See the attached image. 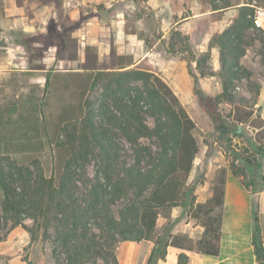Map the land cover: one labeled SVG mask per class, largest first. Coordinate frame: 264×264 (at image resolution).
<instances>
[{
    "label": "trees",
    "instance_id": "1",
    "mask_svg": "<svg viewBox=\"0 0 264 264\" xmlns=\"http://www.w3.org/2000/svg\"><path fill=\"white\" fill-rule=\"evenodd\" d=\"M209 2L215 12L230 5L216 0ZM209 10L207 5L203 8V12ZM255 13V7L241 5L233 23L211 37L208 50L197 60L201 76L214 75L207 62L212 49L219 48L222 97L229 101L234 99L236 84L250 79L253 74L241 59L255 41L251 30L258 29ZM56 35L54 33L53 37ZM70 56L76 58L77 55ZM111 56V66L99 67L97 53L92 47L87 49L86 60L81 65L95 77L94 87L99 80L104 81L105 98L97 109L86 99L79 125L73 130L67 126L62 128L67 138L59 144L69 149L70 158L58 180L43 172L36 173L9 155H0L3 218L14 225H22L27 218L33 219L32 236L36 238L42 231L43 236L49 238L55 264H119L115 251L121 241L155 240L147 264L165 261L170 245L218 255L224 173L220 184L213 186L214 194L208 202V214L218 208V216L208 217L201 239L172 234L167 238L156 237L160 210L181 200L187 186L186 177L199 152L194 135L196 122L173 88L155 70L129 67L132 57L125 59L124 55L116 54L115 49ZM259 91L258 84L257 96ZM200 105L212 114L219 128L226 129L221 122L219 102L207 108L201 99ZM147 115L154 118L153 127L148 124ZM119 132L132 145L134 165L121 161L127 149L116 139ZM144 137L155 138L158 149L153 151L150 146L143 145L141 139ZM260 151L264 153V148ZM92 157L99 160V171L89 178L86 164ZM145 159L147 164L141 165ZM229 168L253 195V247L257 264H264V240L258 222V194L264 188V176L259 175L261 183L255 186L254 180L245 179L246 172L234 165ZM120 204H124L123 208L116 210ZM190 260L191 257L182 252L175 264H189Z\"/></svg>",
    "mask_w": 264,
    "mask_h": 264
},
{
    "label": "rangeland",
    "instance_id": "2",
    "mask_svg": "<svg viewBox=\"0 0 264 264\" xmlns=\"http://www.w3.org/2000/svg\"><path fill=\"white\" fill-rule=\"evenodd\" d=\"M93 1H123L127 31L136 32L138 39L137 43L127 40L116 54L124 55L125 59L133 57L135 64L133 63L131 67L150 68L161 74L162 69L167 66L168 58L176 56L185 63L187 72L190 73L193 86L186 89L183 85L178 96L196 122L194 135L200 149L194 166L186 177L187 186L181 200L174 206L160 210L159 228L155 234L156 237L163 238H167L169 234L188 236L182 230L177 234H174L173 230L183 228L187 223L191 226L197 224L204 226L209 216L214 218L218 216V208L210 214L207 212L210 211L208 203L210 198L205 203H200L201 207L197 206L198 189H203L200 188L201 184L208 183L204 189L209 192L212 185L220 184L221 175L230 165L246 172L245 179L254 180L255 186L261 183L258 156L263 153L260 149L264 148V128L260 119L256 86L264 76V23L263 27L257 26L258 29L251 28L255 41L253 45L247 47L241 62L253 74L250 79H244L236 84L233 90L234 99L229 101L222 97L219 48L212 49L207 62L214 75L201 76L197 69V60L208 50L211 37L233 23L241 5L249 4L255 7V10L264 9V0H216L221 4L229 2L230 5L213 14L203 12L206 5L212 11L209 2L212 0ZM147 1H160L164 8H152ZM164 1H170V8L165 7ZM101 7L106 9L104 4ZM177 9L183 18L187 17L183 22V30L173 29L169 33L167 38L169 46L166 39L158 42L156 48L159 52L167 49L164 57L152 59L145 56V48L161 37L167 24H173L179 18ZM129 46H134L137 54L130 55ZM27 57L24 61H30L31 65L33 60L35 62L38 59L42 60L43 54L38 57V53L29 47ZM112 62V56L107 57L101 60L99 67H109ZM74 65L76 64L69 66ZM56 69L52 66L43 73L44 84L41 87L28 84L24 74L34 72L13 71L11 74L13 84L4 88L7 90L3 94L5 102L0 105V155H9L36 173L43 172L58 180L65 162L70 158L69 149L59 144L67 138L62 128L67 126L73 130L75 125H79L85 113L82 104L86 99H89L93 103V108L97 109L105 98L103 97L105 86L103 80H99L95 87L93 86L95 77L91 71L57 72ZM201 99L207 108H213V103L219 102L221 122L225 124L226 129L219 128L212 114L201 107ZM108 103L113 109L112 102L108 100ZM146 119L151 127L155 125L152 116L147 115ZM116 139L127 149L126 153L122 154L121 161L134 165L136 162L132 145L120 132ZM141 143L150 146L153 151L158 149V141L155 138L144 137ZM146 164L147 159L141 163ZM98 171L99 160L92 157L86 164V174L93 178ZM123 206L124 204L116 206V210L122 209ZM33 226L34 221L31 218L25 219L22 225H14L11 220L6 221L0 204V264H55L49 238H45L42 231L36 238L33 237L30 231ZM52 233L51 229V237ZM135 242L137 241H127L128 244L125 241L119 242L115 251L117 257L121 251H124V254L133 252L134 248L131 245Z\"/></svg>",
    "mask_w": 264,
    "mask_h": 264
},
{
    "label": "crops",
    "instance_id": "3",
    "mask_svg": "<svg viewBox=\"0 0 264 264\" xmlns=\"http://www.w3.org/2000/svg\"><path fill=\"white\" fill-rule=\"evenodd\" d=\"M147 3L152 8H164L160 1H147ZM164 3L165 7L170 8V1H164ZM102 4L106 9L101 7ZM176 11H178L179 18L173 24H167L161 37L145 48V56H150L152 59L159 56L164 57L167 49L159 52L156 48L158 42L166 39V44L169 46V39H167L169 33L173 29L183 30V22L187 20V17L183 18L179 9ZM213 12L215 11L209 10L206 13L212 14ZM126 20L123 1L0 0V105L5 102L3 94L7 90L4 88L13 84V80L10 79L13 71L34 72L24 74L28 79V84L41 87L44 84L43 73L52 66L57 68V72L85 71L81 64L86 60L89 47L97 53L100 63L101 60L112 55L113 49L120 50L127 40L137 43V34L127 31ZM54 33L57 35L53 37ZM29 47L38 53V57L43 54L42 60L38 59L36 62L33 60L31 65L30 61L25 62L24 60L28 58ZM129 48L130 55L137 54L134 46H129ZM72 54H76V58L71 57ZM133 63L134 58L132 57L129 67ZM71 64L76 65L70 67ZM155 72L159 74L157 70ZM159 75L168 82L177 95L183 89V85L186 89L193 86L185 63L176 56L168 58L167 66ZM259 85L258 105L262 128H264V76L259 80ZM258 164L259 174L264 176V153L258 156ZM224 178L219 254L209 255L197 250L170 245L166 259L161 264H175L182 252L191 257L189 264H257L253 247L255 229L253 195L230 168H226ZM207 185L208 183L201 184L200 188L203 189H198L197 202L205 203L213 196V185L209 188V192L204 189ZM258 196V222L261 237L264 240V188ZM157 228H159V223ZM181 230L190 238L198 240L202 238L205 226L200 224L191 226L187 223L185 227L173 230V233L177 234ZM125 242L128 244L127 241ZM131 247L134 251L129 254H124V251L119 252V264H147L155 242L142 240L135 242Z\"/></svg>",
    "mask_w": 264,
    "mask_h": 264
},
{
    "label": "built area",
    "instance_id": "4",
    "mask_svg": "<svg viewBox=\"0 0 264 264\" xmlns=\"http://www.w3.org/2000/svg\"><path fill=\"white\" fill-rule=\"evenodd\" d=\"M263 23H264V9L258 8L255 13V25L263 27Z\"/></svg>",
    "mask_w": 264,
    "mask_h": 264
}]
</instances>
